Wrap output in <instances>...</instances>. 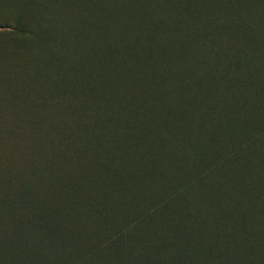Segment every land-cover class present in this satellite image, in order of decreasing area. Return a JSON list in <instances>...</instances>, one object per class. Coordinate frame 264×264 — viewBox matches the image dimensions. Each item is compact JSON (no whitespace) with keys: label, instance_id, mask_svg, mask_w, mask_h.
Returning a JSON list of instances; mask_svg holds the SVG:
<instances>
[{"label":"rangeland","instance_id":"1","mask_svg":"<svg viewBox=\"0 0 264 264\" xmlns=\"http://www.w3.org/2000/svg\"><path fill=\"white\" fill-rule=\"evenodd\" d=\"M241 2L0 0V264L154 261L163 224L209 216V249L243 220L264 159L229 152L264 123V52L239 54L264 0Z\"/></svg>","mask_w":264,"mask_h":264},{"label":"trees","instance_id":"2","mask_svg":"<svg viewBox=\"0 0 264 264\" xmlns=\"http://www.w3.org/2000/svg\"><path fill=\"white\" fill-rule=\"evenodd\" d=\"M237 1H242V4H246V1L248 0ZM214 7V9H216L218 8V5H215ZM262 9H264V5L262 6ZM242 13L243 12L240 13V11L237 12V14H240V16L237 18L241 21L239 27H243L248 23L245 22L243 16L244 13ZM259 15L260 17H263L264 13L261 12ZM257 20L258 14L255 15L253 19H251L252 28L257 30H259L258 28H261V30H263L264 22L260 21L259 24L256 22ZM238 23L239 22H235V26H237ZM240 29L238 31H230L228 34H235L239 32ZM227 31L228 27L226 25L224 29L221 30L217 40L220 41L221 36L226 35L224 32ZM251 43L253 44L250 47L247 46V48L245 47V49H242L239 52V54L243 55L245 62L251 59L256 51L264 52L263 43L260 41L254 42V40H252ZM262 65L264 67V58ZM242 149L247 151V155H245L247 161L254 159L255 156H260V160L264 159V123L258 129H256L248 139H244V141L239 144V148L231 150L229 154L232 156L241 154L240 150ZM245 164L247 165L246 162ZM247 167L249 168L251 166L247 165ZM255 167L257 168L255 172L256 174L243 175L241 177V182L244 188L243 200L241 203L234 205L235 207H239V215L243 220L245 219V214H242V212L240 213V210L243 206H246V204H243L245 201L248 203L250 202V196L254 194V190L255 192H258V194L255 193L258 197L256 200L258 207H264V191L256 186V184L259 182H264V167L254 166V168ZM197 178L198 177L195 176L193 179L197 180ZM188 181L185 183H188ZM237 184L240 185V181H238ZM187 188L188 185H184V191ZM232 212L233 215H235L233 207ZM263 216L264 213L259 215V219H262ZM198 217L201 220L200 224L202 227H200L198 233L195 235H191L188 232L187 222L186 220L184 221V219H180L182 221L181 226L178 227L179 225H177L176 228H172L170 225L163 224V229L166 231L170 230V235L168 237L167 233L163 234V236L160 235L159 243L156 246V248L159 249V254L154 255V261H152V259H150L144 253H137L134 255V257H137L135 260H132L131 258L128 259L129 262L122 260L117 264H264V254L263 252L262 254L259 252L262 251L264 247L263 244H261L264 242V223H262V220L254 224H247L245 227L241 226L243 220H240V218H234L230 223V220L222 222L223 224H219L213 228L214 239L212 241L213 243H211V246L208 249L202 242L201 236L203 234L206 235V232H211V229L209 228L211 218L209 216L204 217L203 215H199ZM234 220L238 223L237 227L242 234L240 239H236L235 231L233 230L234 226L232 225ZM132 230V227L127 228V233H130ZM154 234L156 235V233H153L152 235ZM119 241L120 240H115L114 245L118 244ZM246 247L248 248L247 250H250L251 248H255L256 250L255 252H248L245 250Z\"/></svg>","mask_w":264,"mask_h":264},{"label":"bare ground","instance_id":"3","mask_svg":"<svg viewBox=\"0 0 264 264\" xmlns=\"http://www.w3.org/2000/svg\"><path fill=\"white\" fill-rule=\"evenodd\" d=\"M6 164V163H5ZM3 166V165H2ZM9 172V171H8ZM23 173V172H22ZM1 174V173H0ZM8 174V173H7ZM10 174V173H9ZM22 175V174H21ZM10 176V175H9ZM18 176V175H17ZM19 177H20V174H19ZM19 179V178H18ZM28 180V179H27ZM14 181H15V179H14ZM34 182V181H33ZM17 184V183H16ZM11 186V185H10ZM18 190H20V189H18ZM33 191V190H32ZM18 192V191H17ZM25 192V191H24ZM20 193V192H19ZM46 193V192H45ZM30 194V193H29ZM48 196V195H47ZM29 197V196H28ZM46 200V199H45ZM12 201V200H11ZM30 201V200H29ZM11 205V204H10ZM45 206V205H44ZM15 210V209H14ZM16 212H18V211H16Z\"/></svg>","mask_w":264,"mask_h":264}]
</instances>
